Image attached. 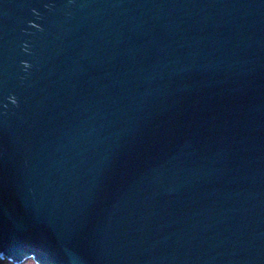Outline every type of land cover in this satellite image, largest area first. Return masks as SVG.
<instances>
[{
  "label": "water",
  "instance_id": "obj_1",
  "mask_svg": "<svg viewBox=\"0 0 264 264\" xmlns=\"http://www.w3.org/2000/svg\"><path fill=\"white\" fill-rule=\"evenodd\" d=\"M264 264V0H0V261Z\"/></svg>",
  "mask_w": 264,
  "mask_h": 264
},
{
  "label": "rangeland",
  "instance_id": "obj_2",
  "mask_svg": "<svg viewBox=\"0 0 264 264\" xmlns=\"http://www.w3.org/2000/svg\"><path fill=\"white\" fill-rule=\"evenodd\" d=\"M32 260V259H31ZM3 261H7V264H15V263H11L8 260H1L0 263H2ZM33 261V260H32ZM35 262L33 261V263L28 262V259L23 261L22 263H17V264H34ZM36 264V263H35Z\"/></svg>",
  "mask_w": 264,
  "mask_h": 264
},
{
  "label": "trees",
  "instance_id": "obj_3",
  "mask_svg": "<svg viewBox=\"0 0 264 264\" xmlns=\"http://www.w3.org/2000/svg\"><path fill=\"white\" fill-rule=\"evenodd\" d=\"M28 262L33 263V261H32L31 259H28ZM0 264H7V261H3V262L0 263ZM34 264H35V263H34Z\"/></svg>",
  "mask_w": 264,
  "mask_h": 264
}]
</instances>
